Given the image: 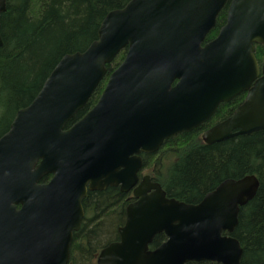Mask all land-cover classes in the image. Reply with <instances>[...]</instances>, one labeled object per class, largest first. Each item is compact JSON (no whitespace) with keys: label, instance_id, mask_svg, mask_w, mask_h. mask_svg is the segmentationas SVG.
Instances as JSON below:
<instances>
[{"label":"water","instance_id":"1","mask_svg":"<svg viewBox=\"0 0 264 264\" xmlns=\"http://www.w3.org/2000/svg\"><path fill=\"white\" fill-rule=\"evenodd\" d=\"M226 1L130 0L104 16L84 50L58 60L0 136V264H68L81 200L107 186L134 200L96 264H240L232 233L258 189L254 174L223 180L197 203L138 177L142 153L198 127L241 92L244 101L202 140L264 132V61L254 55L264 44V0H229L224 24L204 42ZM124 48L97 102L66 127ZM159 233L166 239L150 249Z\"/></svg>","mask_w":264,"mask_h":264},{"label":"trees","instance_id":"2","mask_svg":"<svg viewBox=\"0 0 264 264\" xmlns=\"http://www.w3.org/2000/svg\"><path fill=\"white\" fill-rule=\"evenodd\" d=\"M130 0H7L0 17V136L17 110L27 106L58 60L66 53L84 50L97 37L98 27L111 10ZM229 0L219 11L204 41L214 38L225 22ZM125 48L106 64L100 81L83 108L67 125L80 119L97 101L108 75L121 63ZM254 55L261 65L264 45H255ZM238 98L220 103L212 117L188 132L163 141L155 153L141 154L138 175L149 174L166 196L197 203L225 179L254 174L259 186L254 197L240 207L232 235L242 247L240 264H264V132L237 135L206 144L201 133L224 119L237 106ZM50 176H44L42 182ZM134 198L118 187L88 191L82 199L85 216L73 232L68 264H95L101 248L117 239L125 208ZM166 239L156 234L152 249ZM186 264H220L191 261Z\"/></svg>","mask_w":264,"mask_h":264},{"label":"flooded vegetation","instance_id":"3","mask_svg":"<svg viewBox=\"0 0 264 264\" xmlns=\"http://www.w3.org/2000/svg\"><path fill=\"white\" fill-rule=\"evenodd\" d=\"M236 97L238 98V104H237V106L233 109V111H234V110H235V109H236V108H237V107H238V106L244 101V99H245V97H246V92H241V93H239L238 95H236L234 98H236ZM234 98H233V99H234ZM231 100H232V99H231ZM231 100H230V101H231ZM230 101H228V102H230ZM218 106H219V105H218ZM218 106H217V107H218ZM215 110H216V109H215ZM233 111H231L230 114L227 115L224 119H226L227 117H229V116L232 114ZM214 112H215V111H214ZM214 112H213V113H214ZM213 113H212V115H213ZM212 115L209 117V119L212 117ZM209 119H208V120H209ZM224 119H222V120H224ZM208 120H207V121H208ZM222 120H218V121L214 122V123L211 124L209 127H207L206 130L209 129L210 127H212L213 125H215L216 123L222 121Z\"/></svg>","mask_w":264,"mask_h":264}]
</instances>
